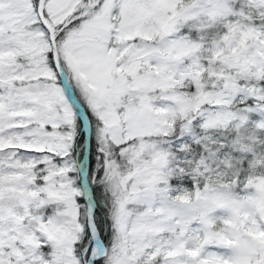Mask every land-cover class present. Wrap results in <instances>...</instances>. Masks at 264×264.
Instances as JSON below:
<instances>
[{"label":"snow or ice","instance_id":"obj_1","mask_svg":"<svg viewBox=\"0 0 264 264\" xmlns=\"http://www.w3.org/2000/svg\"><path fill=\"white\" fill-rule=\"evenodd\" d=\"M0 264H264V0H0Z\"/></svg>","mask_w":264,"mask_h":264}]
</instances>
